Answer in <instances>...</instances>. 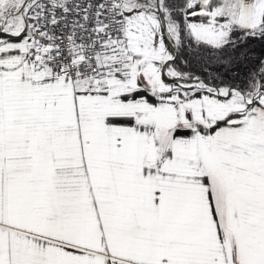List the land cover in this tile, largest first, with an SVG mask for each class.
<instances>
[{
    "label": "snow or ice",
    "instance_id": "snow-or-ice-1",
    "mask_svg": "<svg viewBox=\"0 0 264 264\" xmlns=\"http://www.w3.org/2000/svg\"><path fill=\"white\" fill-rule=\"evenodd\" d=\"M0 264H264V0H0Z\"/></svg>",
    "mask_w": 264,
    "mask_h": 264
}]
</instances>
